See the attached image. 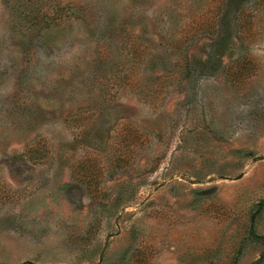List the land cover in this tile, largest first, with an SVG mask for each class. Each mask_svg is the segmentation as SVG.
I'll use <instances>...</instances> for the list:
<instances>
[{
  "label": "rangeland",
  "instance_id": "obj_1",
  "mask_svg": "<svg viewBox=\"0 0 264 264\" xmlns=\"http://www.w3.org/2000/svg\"><path fill=\"white\" fill-rule=\"evenodd\" d=\"M264 0H0V264H264Z\"/></svg>",
  "mask_w": 264,
  "mask_h": 264
},
{
  "label": "trees",
  "instance_id": "obj_2",
  "mask_svg": "<svg viewBox=\"0 0 264 264\" xmlns=\"http://www.w3.org/2000/svg\"><path fill=\"white\" fill-rule=\"evenodd\" d=\"M264 207V201L260 202L257 206V210L255 211V213L253 215H256L257 213H259V211L261 210V208Z\"/></svg>",
  "mask_w": 264,
  "mask_h": 264
}]
</instances>
